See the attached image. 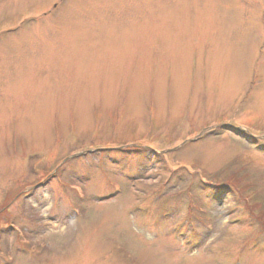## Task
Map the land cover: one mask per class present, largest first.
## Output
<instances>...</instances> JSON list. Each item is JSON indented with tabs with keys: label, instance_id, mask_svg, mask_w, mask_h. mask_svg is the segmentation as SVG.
<instances>
[{
	"label": "rangeland",
	"instance_id": "374dc122",
	"mask_svg": "<svg viewBox=\"0 0 264 264\" xmlns=\"http://www.w3.org/2000/svg\"><path fill=\"white\" fill-rule=\"evenodd\" d=\"M0 264H264V0H0Z\"/></svg>",
	"mask_w": 264,
	"mask_h": 264
},
{
	"label": "trees",
	"instance_id": "16d2710c",
	"mask_svg": "<svg viewBox=\"0 0 264 264\" xmlns=\"http://www.w3.org/2000/svg\"><path fill=\"white\" fill-rule=\"evenodd\" d=\"M255 207H253V209H252V205H250L249 207H248V210L250 211L249 213L250 214H252V213H254L255 212V209H254ZM261 224V223H260ZM262 226H263V224H261Z\"/></svg>",
	"mask_w": 264,
	"mask_h": 264
}]
</instances>
